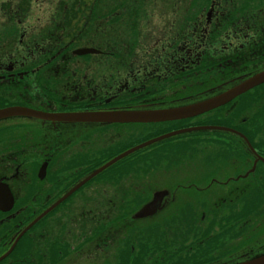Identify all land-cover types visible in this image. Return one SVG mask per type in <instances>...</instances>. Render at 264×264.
I'll use <instances>...</instances> for the list:
<instances>
[{"label":"flooded vegetation","instance_id":"flooded-vegetation-1","mask_svg":"<svg viewBox=\"0 0 264 264\" xmlns=\"http://www.w3.org/2000/svg\"><path fill=\"white\" fill-rule=\"evenodd\" d=\"M37 2L0 0V111H12L0 117V264L264 254V81L182 119L59 118L228 93L264 72V0H108L105 14L47 16L31 14Z\"/></svg>","mask_w":264,"mask_h":264},{"label":"water","instance_id":"water-1","mask_svg":"<svg viewBox=\"0 0 264 264\" xmlns=\"http://www.w3.org/2000/svg\"><path fill=\"white\" fill-rule=\"evenodd\" d=\"M90 52H92V50L86 49V50H81L80 53L83 54V53H90ZM263 81H264V72L249 79L248 81L244 82L238 87H235L234 89L230 90L228 93L220 95L219 97H215L207 101H202L200 103H196V104L188 105L184 107L164 109V110H154V111L81 112V113H70L67 115H63L59 118L63 120H71V121L108 122V123L158 122V121L182 119L186 117H191L193 115H198L209 109L218 107L219 105H222L228 102L233 97L243 93L244 91L254 87L255 85ZM13 111H17V110H13ZM19 111L21 110H18L17 113H20ZM9 112H12V111H0V117L6 115ZM186 131H190V130L175 131L173 133L162 135L160 137L153 138L137 146H134L126 150L122 154L116 156L115 158L107 162L105 165L98 168L92 175L94 176V175L99 174L100 172H102L103 170L111 166L112 164L116 163L118 160L130 155L131 153L143 147H146L157 141L166 139L168 137H171V136H174L179 133L186 132ZM152 208H153V204H148L144 206L141 209V211L138 212V217H144L146 215H149L151 213L150 210H152ZM234 264H264V254L254 257L252 259L234 263Z\"/></svg>","mask_w":264,"mask_h":264},{"label":"trees","instance_id":"trees-1","mask_svg":"<svg viewBox=\"0 0 264 264\" xmlns=\"http://www.w3.org/2000/svg\"><path fill=\"white\" fill-rule=\"evenodd\" d=\"M80 1L79 3H77ZM108 0H73V2L63 5L61 7H55L52 14H66V15H81V14H105V7ZM115 8L121 6L122 4H114ZM21 7L25 11L27 5ZM52 6V5H51ZM194 7V5H193Z\"/></svg>","mask_w":264,"mask_h":264},{"label":"rangeland","instance_id":"rangeland-1","mask_svg":"<svg viewBox=\"0 0 264 264\" xmlns=\"http://www.w3.org/2000/svg\"><path fill=\"white\" fill-rule=\"evenodd\" d=\"M43 1H47L48 0H38L37 3H34L33 6H32V12L31 14H34V15H37V16H41V15H50L52 14L53 12V9H55V6L54 5H49V4H43L44 2ZM184 5L182 4V7ZM132 140L129 139V143L131 142Z\"/></svg>","mask_w":264,"mask_h":264}]
</instances>
